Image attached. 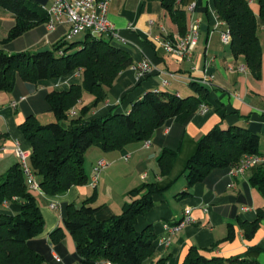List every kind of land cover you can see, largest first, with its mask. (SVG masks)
<instances>
[{"label":"crops","instance_id":"1","mask_svg":"<svg viewBox=\"0 0 264 264\" xmlns=\"http://www.w3.org/2000/svg\"><path fill=\"white\" fill-rule=\"evenodd\" d=\"M257 14L263 44L262 67L255 75L247 66L243 55H234L230 43L221 39L227 31V24L219 21L215 13L214 0H198L199 8L189 13L188 27L199 21L198 42L190 57H180L167 52L160 41L178 40V26L165 13L159 0H111L109 18L112 21L116 37L105 38L111 44L123 48L133 57V65L123 70L108 89V96L96 108L91 117H100L110 111L129 112L132 104L150 90L168 91L182 97L195 95L191 82H202L205 77L213 76L206 109H199L188 122L182 124L173 121L170 126L155 132L150 145L145 142H133L119 150L103 151L93 146L85 155L89 182L72 186L58 195L38 193V202L45 225L38 239L50 241V233L57 227L65 229L63 211L67 204H81L93 197L91 205L97 208L96 217L107 220L123 211L131 199L129 191L147 182L164 183L178 176L184 169L187 159L192 155L197 142L213 127L227 128L239 125L251 128L260 136L259 151L264 153V21L259 16L258 0H249ZM53 0H45L49 5ZM15 15L0 8V47L6 52L37 51L43 46L52 47L64 39L69 29L67 23L60 24L49 31L46 23L36 26L14 40H7L10 28L15 23ZM147 60L150 71L139 76L136 66ZM81 82L79 70L65 76L40 80L37 83L18 79L13 91L0 90V144L5 147L0 152L2 176L15 163L19 162L14 147L18 141L24 149L31 145L20 129L29 114H35L41 123L56 120L48 110L46 94L51 90H68L71 85ZM93 96L84 93L79 109L90 104ZM16 101L17 105L12 103ZM177 153L173 169L168 176L160 174L159 166L154 168L163 149ZM126 156H129L126 159ZM105 159L109 165L99 174L95 187L90 183L94 166L99 159ZM183 167H176L177 163ZM256 168L247 170L237 178L229 176L223 169L215 170L207 181L196 183L187 195L178 196L186 189V180L177 181L163 195L153 196L154 206L138 217L136 228L141 231L151 226L156 235L155 252L145 264H155L167 257L170 264H183L189 249L197 247L207 256H249L257 264H264V195L252 183L251 177ZM176 170V171H174ZM124 178L119 179L120 176ZM179 186L171 193L172 188ZM234 182L231 187L229 184ZM55 203L57 207H51ZM22 208L21 202L14 198L0 202V213L16 214ZM190 209L191 220L171 238V244L165 245L167 237L165 224H175ZM262 214L260 225L252 236L245 235L242 222H253ZM235 228L234 239L228 240V225ZM76 242L73 235L65 229V237L59 250H53V256L62 258V264H80L74 259ZM97 264H112L101 261Z\"/></svg>","mask_w":264,"mask_h":264},{"label":"trees","instance_id":"2","mask_svg":"<svg viewBox=\"0 0 264 264\" xmlns=\"http://www.w3.org/2000/svg\"><path fill=\"white\" fill-rule=\"evenodd\" d=\"M165 13L178 26L184 37L188 32L187 6L198 0H159ZM45 0H0V8L15 15L7 40H14L30 29L46 23L49 14L43 10ZM219 21L227 24L234 55H243L246 66L259 75L262 67L263 44L257 14L249 0H214ZM259 16L264 21V0H258ZM168 36H166V39ZM133 65V57L123 48L105 38L85 33L81 40L58 41L45 52H6L0 47V90L13 91L21 79L29 83L59 78L79 70L81 82L68 90H51L46 94L48 110L56 120L41 123L35 114H29L20 129L31 145L30 166L38 179L41 191L58 195L72 186L89 182L85 168L86 152L93 146L103 151L122 149L133 142H152L155 132L170 126L173 121L186 123L206 104L210 88L198 81L191 82L197 94L182 97L168 91H147L136 100L129 112L109 113L91 117V110L105 101L108 89L119 74ZM84 93L93 96L78 115L70 117L69 109L81 102ZM62 123H66L63 126ZM260 136L248 127L219 125L208 131L196 144L183 171L176 178L164 182H147L129 191L131 199L123 211L107 220L96 217L97 208L91 205L93 197L81 204H67L63 211L65 229L76 242L74 259L80 264H145L155 252L156 235L151 226L139 231L136 223L140 215L154 206L153 196L163 195L180 176L186 180V189L178 194H189L196 183L207 181L217 169L227 172L236 166L243 155L260 153ZM177 153L163 149L158 158L160 174L168 176ZM251 181L264 195V166L257 167ZM39 191L28 186L20 162L13 164L0 181V202L14 198L22 208L16 214L0 213V264H62L52 255L65 237L61 226L50 233L47 242L37 237L43 232L45 221L38 202ZM262 214L253 222H242L245 235L252 236L260 225ZM235 236L233 224L228 225L227 239ZM155 264H170L167 257ZM183 264H257L249 256H207L192 246Z\"/></svg>","mask_w":264,"mask_h":264},{"label":"built area","instance_id":"3","mask_svg":"<svg viewBox=\"0 0 264 264\" xmlns=\"http://www.w3.org/2000/svg\"><path fill=\"white\" fill-rule=\"evenodd\" d=\"M111 0H53L49 5H43L42 8L49 14V20L46 22V27L49 31H53L60 24L67 23L69 25L68 32L66 34L67 40H72L76 35L81 33H90L91 36L96 38H111L116 37V31L112 21L109 18V3ZM196 3L193 2L187 6L189 13L195 11ZM199 36V21L192 23L188 29L187 34L184 37H180L178 40L163 39L159 43L169 53L180 57H190L197 42ZM221 39L223 43L229 44L231 41V35L229 31L222 32ZM150 64L147 60H142L137 66V72L139 76H144L150 71ZM213 76H207L202 79L203 83H210ZM13 106L17 105V102L12 103ZM206 104L200 107L206 109ZM145 144L148 146L151 144L150 140H147ZM5 147L0 144V152ZM15 155L18 157L21 167L28 186L34 190L41 191L37 177L35 176L29 162L30 150L24 149L21 144L16 141L14 147ZM129 156H126V159ZM109 165V162L103 158L99 159L94 166V174L91 178V185L95 187L99 180V174L103 169ZM264 166V153L245 154L240 159L239 163L232 167L228 174L233 179L241 175H244L247 170L255 167ZM234 182H231L229 186H233ZM51 207H57L55 203H51ZM190 209L185 211V216L181 221L175 224H165L167 231V237L163 238L165 245L171 244L172 236L179 231L185 224L190 222ZM57 260H60L58 256H55Z\"/></svg>","mask_w":264,"mask_h":264},{"label":"rangeland","instance_id":"4","mask_svg":"<svg viewBox=\"0 0 264 264\" xmlns=\"http://www.w3.org/2000/svg\"><path fill=\"white\" fill-rule=\"evenodd\" d=\"M85 37V33H81V34H79V35H76L74 38H73V40H81V39H83ZM69 41H71V40H69ZM77 106V105H76ZM76 106H73L71 109H69V111L67 112L68 113V115L70 116V117H74V116H77L78 115V112H79V110L80 109H77L76 108ZM31 151V150H30ZM153 165H151L150 167H154V168H157V164H158V160H157V162L156 163H152ZM89 165V163L87 162L86 163V168H87V170L89 169L90 170V167L88 166ZM177 166L176 167H180V168H182L183 167V163H177L176 164ZM1 171H6L5 170V168H4V170H2V168L0 167V175H1ZM174 171H176V170H174ZM124 176L125 175H122V176H120L119 177V179H121V178H124ZM185 178L184 177H181L180 179H179V181L181 182V181H183ZM178 181V183H177V185L176 186H174L173 188H172V191H170L171 193H169V194H172V193H174V191L178 188V186H179V182Z\"/></svg>","mask_w":264,"mask_h":264},{"label":"water","instance_id":"5","mask_svg":"<svg viewBox=\"0 0 264 264\" xmlns=\"http://www.w3.org/2000/svg\"><path fill=\"white\" fill-rule=\"evenodd\" d=\"M48 50H50V46L46 45V46H43L40 49H38L37 52H45V51H48ZM62 125L66 126V123H62Z\"/></svg>","mask_w":264,"mask_h":264}]
</instances>
